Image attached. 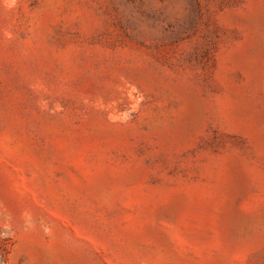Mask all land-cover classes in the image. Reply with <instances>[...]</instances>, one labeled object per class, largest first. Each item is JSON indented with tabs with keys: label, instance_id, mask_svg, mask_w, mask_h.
Here are the masks:
<instances>
[{
	"label": "rangeland",
	"instance_id": "1",
	"mask_svg": "<svg viewBox=\"0 0 264 264\" xmlns=\"http://www.w3.org/2000/svg\"><path fill=\"white\" fill-rule=\"evenodd\" d=\"M0 264H264V0H0Z\"/></svg>",
	"mask_w": 264,
	"mask_h": 264
}]
</instances>
